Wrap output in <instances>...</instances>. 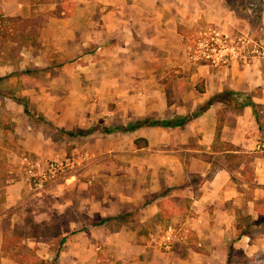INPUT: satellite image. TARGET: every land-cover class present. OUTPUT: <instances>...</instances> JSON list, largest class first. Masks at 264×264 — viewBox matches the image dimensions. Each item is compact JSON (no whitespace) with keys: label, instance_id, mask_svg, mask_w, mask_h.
Here are the masks:
<instances>
[{"label":"crops","instance_id":"crops-1","mask_svg":"<svg viewBox=\"0 0 264 264\" xmlns=\"http://www.w3.org/2000/svg\"><path fill=\"white\" fill-rule=\"evenodd\" d=\"M256 1L0 0V264L264 262V58L186 55L264 39ZM140 119L174 124L112 130ZM23 152L89 158L34 192L10 179ZM24 219L61 234L11 243Z\"/></svg>","mask_w":264,"mask_h":264},{"label":"built area","instance_id":"built-area-1","mask_svg":"<svg viewBox=\"0 0 264 264\" xmlns=\"http://www.w3.org/2000/svg\"><path fill=\"white\" fill-rule=\"evenodd\" d=\"M186 55L191 60L206 64H225L238 58L245 62L252 57L264 58V45L255 44L252 39L242 36L228 38L212 32L200 36L195 47L188 48ZM257 149L264 152V139L257 144ZM88 158L87 153L49 159L24 155L18 161L20 180L28 188L38 192L46 184L53 182L57 175L81 166ZM165 241H169L168 235H165Z\"/></svg>","mask_w":264,"mask_h":264},{"label":"rangeland","instance_id":"rangeland-1","mask_svg":"<svg viewBox=\"0 0 264 264\" xmlns=\"http://www.w3.org/2000/svg\"><path fill=\"white\" fill-rule=\"evenodd\" d=\"M200 38V36H198V35H196L195 37H193V40L191 41V43H190V48H194L195 47V43H196V41H197V39H199ZM252 41L255 43V44H258V45H264V39L263 38H261L260 36H254L253 38H252ZM6 121V118H4V117H0V122H5ZM28 156L29 158H39V159H49V158H60V157H63V156H67V155H70V156H76V155H73V154H71V153H66V154H64V155H62V156H58V157H45V156H40V155H37V154H31V153H27V152H23V153H21V154H19V156H18V161H19V159H20V157L21 156ZM18 161H17V164H16V166H15V168H17L16 169V173L15 174H12V177L10 178L11 180L12 179H14L15 181H20V182H22L21 180H20V174H19V168H18ZM80 166H78V167H75V168H73V169H70V170H68L65 174H59V175H57L56 177H55V179L53 180V182H51V183H49V184H46V186H44V188H42L41 190H39L40 192L41 191H43V190H48V189H50L51 187H53L54 185H56L59 181H62L63 180V178L65 177V176H67L70 172H72L73 170H75L76 168H79ZM14 168V169H15ZM1 172H2V166L0 165V176H1ZM23 183V182H22ZM24 184V183H23ZM34 192H36V190H33ZM32 191V192H33ZM38 191V192H39ZM0 192H2V190L0 189ZM1 194V193H0ZM0 200H1V196H0ZM39 209H42V208H39ZM25 215H27V217L32 221V222H34L33 220H38V218L39 217H37V216H35L32 212H31V210L30 209H28L27 210V213L25 214ZM50 215H51V218H53V215H52V213H50ZM39 224H41V223H39ZM41 226V225H40ZM61 231L62 230H60V229H55V228H53V227H47V225H42V227H38L37 229H36V231H35V233L37 232V234H39V235H42V236H45V238L46 239H48V238H58L59 236H60V234H61ZM55 246L53 245V244H51V245H49V249H53ZM24 252V251H23ZM31 254L32 252H31V250H29V251H25V254ZM252 261L253 262H251L252 264H261V263H264L263 261H260L259 259H252ZM17 262H19V261H17Z\"/></svg>","mask_w":264,"mask_h":264},{"label":"trees","instance_id":"trees-1","mask_svg":"<svg viewBox=\"0 0 264 264\" xmlns=\"http://www.w3.org/2000/svg\"><path fill=\"white\" fill-rule=\"evenodd\" d=\"M255 3L253 4V9L255 12H259V10L261 9L260 7V3L256 0H254ZM227 94H231V92L229 91H222L220 93H217L215 95H213L212 97H210L208 99V101L206 102V105L211 103L213 100H217V99H221L223 100ZM203 108V107H202ZM146 125V124H149V125H162V126H168V125H172L174 124V122H171V121H165V120H162V121H151V120H147V119H140V120H136L135 122H132L128 125H122V126H118L116 128H112V130L114 129H118V130H122V131H126V130H131L139 125ZM95 126H93L92 128H90L89 130L91 129H94ZM105 132H108L110 129H107V128H102ZM89 130H78L76 131L75 133H79V134H82L86 131H89ZM29 222L28 220L24 219L23 220V223H19V224H16L14 226V228L12 229V232H11V243H14L16 240H20L22 238H27V237H33L35 236V231L37 229V225H33L30 223V226L28 227V229L26 228H23V226L27 225ZM249 229L247 228V226L245 228H243L242 230L239 231V233H245V232H248Z\"/></svg>","mask_w":264,"mask_h":264}]
</instances>
